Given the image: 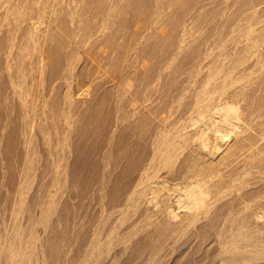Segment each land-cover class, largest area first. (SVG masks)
<instances>
[{
  "label": "rangeland",
  "instance_id": "rangeland-1",
  "mask_svg": "<svg viewBox=\"0 0 264 264\" xmlns=\"http://www.w3.org/2000/svg\"><path fill=\"white\" fill-rule=\"evenodd\" d=\"M49 1L0 0V247L5 250L12 241L20 248L16 264H79L92 253L95 242L118 215L128 179L136 175L144 157L151 152L163 110L164 115L168 113V121H176L200 86L211 61L225 56L222 61L227 63L236 57L233 51L246 42L244 34L251 14L257 22L255 26L264 31V0H165L160 16L159 9L155 11L159 1L155 0H100L99 4L84 0L79 11L81 21L74 23L69 22L68 10L78 8L79 1L51 0L55 5L47 13L49 16L45 14V24L37 35L46 64L44 82L39 85L36 80L28 96L29 101L32 95L39 96L38 103L42 97L49 100L45 122L38 108L36 119L49 126L50 148L63 135L64 118L58 115L57 104L65 91L66 82L60 75L67 60L77 58L74 73L80 77L88 73L93 82L88 95L75 99L69 145L64 150L68 172L67 176L59 175L60 186L56 192L52 190L50 199L52 188L48 190V186L53 166L39 125L26 155L32 158L33 169L26 186H20L28 134L11 84L24 81L19 66L25 70V83L21 86L26 88L33 80L30 65H35L39 52L32 48L26 28L29 17L35 20L38 9L48 6ZM12 4L23 5V16L13 18L16 15L8 13L4 19L6 7ZM103 19L105 29L96 31ZM87 24L93 27H86ZM21 52L31 57L26 56L24 61L20 59ZM251 63L252 60L246 62L247 71L264 86V70L249 67ZM82 81L85 88L87 83ZM72 83L79 93L76 83ZM126 226L120 234L128 229ZM140 227L135 233L132 231L125 253L121 254L124 245L118 244L103 264H144L151 250L147 236L152 230ZM203 227L192 229L190 237L184 236L172 244L174 250L166 243L160 252L164 264H196L197 257L212 255L217 247L214 229L207 231L209 238L194 236ZM2 249L0 264H12L5 253L7 249Z\"/></svg>",
  "mask_w": 264,
  "mask_h": 264
},
{
  "label": "bare ground",
  "instance_id": "bare-ground-1",
  "mask_svg": "<svg viewBox=\"0 0 264 264\" xmlns=\"http://www.w3.org/2000/svg\"><path fill=\"white\" fill-rule=\"evenodd\" d=\"M4 1L8 0H2V2ZM77 1H79L78 8L69 7L68 10L71 23L81 21V12L79 13V11H82L81 6L84 0ZM155 1H159V8L156 5L155 11L159 9L160 16L165 0ZM54 2L50 0L48 6L45 5L42 9H38L35 20L34 17H29L30 25L26 28L29 34L28 40L31 45L33 43L32 48L39 52V55L36 52L37 59L34 58L35 65H30L34 73L33 80L31 79L30 85L26 88L22 87L25 83L23 66H19V70L20 77L22 76L24 81H12L13 77L11 76L13 91L19 98L22 120L28 134L25 156L31 150L30 143L34 139L37 125H39L44 143L48 148L50 164L53 166L51 169V173L53 172L52 182L48 186V190L52 188L49 190V198L51 193L56 192L60 186L59 175L67 176L68 160L64 150L69 145L67 139L72 126L75 99L81 95H88L93 82V78L87 75L88 73L85 74L87 76L84 75L85 77L74 73V61L77 58L74 57V61L71 58L67 60L66 67L60 75L66 82V84L64 83L65 91L57 104V113L64 118L63 135L57 144L50 148L49 126L45 123H38V117H36V108H38L40 115L43 116L42 122H45L47 119L45 114L50 110L48 108L49 100L40 97V103H38L39 96L36 98L32 95L31 101L28 100V96L33 90L32 87L36 80L39 85H43L42 82H44L46 64L42 50L38 48L43 45H40L37 35L41 31V26L45 24V14L51 12L55 5H53ZM99 3L100 0H96V4ZM24 11L23 5L12 4L6 7L4 19L8 13L15 14L16 16L13 18H16L21 16ZM106 11L110 10L106 9ZM253 15H250L251 21L244 34L245 44L233 51L236 57L230 59V62L224 63L225 56L222 53L220 55L224 56V62L220 56L219 59H214L210 65L208 64L207 73L198 89L195 88L197 91L191 100L186 101L188 103L183 113L178 116L179 118L170 122L168 113L164 115L163 110V114L159 116V128L152 142L151 152L144 157L143 163L137 168L136 175L128 179L125 186L126 194L123 196V201L119 203L120 208L116 219L112 221L110 227L108 226L109 229H105L107 232L103 237L95 242L92 248L93 252L85 255L79 264H87L92 257L91 263L88 264H103L114 248L121 243L124 245L121 254L125 253L131 239L130 236L138 230L139 226L144 227L143 229L151 227L152 230V233L147 236L150 239H148L150 241L148 245L151 250L145 257L144 264H164V259L162 260V255H160L164 245L168 243L173 247L172 244H176L184 236L190 237V231L201 226H204L203 229L194 233V236L202 239L209 238L211 235L210 233L206 234L207 231L214 229L212 234L217 247L212 255L199 256L194 263L198 264L199 261H202V264L264 263V184H262L264 182V86L255 81V75L251 76L253 74L251 71H247L248 67L245 66L246 62L252 60L249 67L258 66L257 70H264V31L261 27L255 26L257 22ZM107 16L110 15L107 14ZM86 27L93 26L87 24ZM105 27L106 22L103 19L96 31L104 30ZM79 29L82 30L81 27ZM73 34L75 35V33ZM41 35L42 33L40 38ZM89 37L88 35L85 42L88 43ZM107 38L110 39L111 36L108 35ZM24 41L27 42L26 39ZM184 41L185 39L181 40L179 46ZM27 45L23 44L24 47ZM23 51L25 50L23 49ZM25 54L21 52L20 59H25L26 56L31 57L30 54ZM23 60L20 61V65ZM7 67L9 69V64ZM58 75L54 77L57 78ZM83 79L87 83L85 88H83L84 84H81ZM195 80L194 83L197 82ZM73 81L78 86L79 93L74 90ZM257 91L260 93L258 94ZM58 146H60V150L57 149ZM31 163L32 158L26 156L21 169L20 186L22 187L31 175L30 171L33 169ZM229 195L232 196L227 199ZM225 199L227 200L224 201ZM220 201L225 203L217 206ZM214 208L216 213L213 214ZM203 219H209V221H203ZM125 225H128L126 226L128 229L120 234V229ZM15 230L13 229L14 232H16ZM36 237L38 238V234ZM34 239L35 237L32 240ZM18 240L16 241L18 242ZM5 244L3 246H6ZM19 244L24 245L20 242ZM7 245L6 252L2 247L0 248L8 253L11 263L16 264L15 256H19L20 248L17 249L12 241ZM23 251L25 250L23 249Z\"/></svg>",
  "mask_w": 264,
  "mask_h": 264
}]
</instances>
